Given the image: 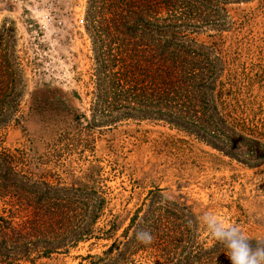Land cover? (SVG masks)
<instances>
[{
	"label": "trees",
	"instance_id": "16d2710c",
	"mask_svg": "<svg viewBox=\"0 0 264 264\" xmlns=\"http://www.w3.org/2000/svg\"><path fill=\"white\" fill-rule=\"evenodd\" d=\"M249 1L87 0L90 116L76 114L71 102H83L78 92H61L59 103L73 128L72 146L90 150L103 131L157 123L239 163L264 166V37L237 53L200 40L230 31L229 6ZM11 25L0 29V264L68 256L83 244L114 240L121 229V240L102 255H80V264H231L219 242L201 241V216L186 197L153 190L123 228L101 173L65 185L36 175L27 148L7 146L8 131L23 121L27 90ZM138 229L151 230L154 242L138 243Z\"/></svg>",
	"mask_w": 264,
	"mask_h": 264
},
{
	"label": "rangeland",
	"instance_id": "374dc122",
	"mask_svg": "<svg viewBox=\"0 0 264 264\" xmlns=\"http://www.w3.org/2000/svg\"><path fill=\"white\" fill-rule=\"evenodd\" d=\"M86 9L87 0H0V29L4 23L15 25L27 76L23 121L8 131L7 146L27 148L36 175L65 185L101 173L111 192L110 210L123 228L149 193L162 189L173 199H189L200 216L211 213L239 224L248 239L264 240V166L239 163L157 123H128L103 131L90 150L72 146L68 139L73 128L59 103L61 92L71 98L78 92L83 102H71L76 114L90 116L92 97L87 92L92 89L85 83L92 68V43L85 28ZM229 11L234 22L230 31L218 39L215 33L201 35V41H218L237 53L252 39L264 37V0L232 4ZM203 226L201 241L211 246L216 241ZM122 234L123 229L112 241L83 244L68 256L39 264H80V255H102Z\"/></svg>",
	"mask_w": 264,
	"mask_h": 264
},
{
	"label": "clouds",
	"instance_id": "9594fccd",
	"mask_svg": "<svg viewBox=\"0 0 264 264\" xmlns=\"http://www.w3.org/2000/svg\"><path fill=\"white\" fill-rule=\"evenodd\" d=\"M199 222L206 226L211 237L226 250L231 264H264V241H258L253 246L239 224L226 223L211 213H205ZM191 223L189 221V225ZM135 239L140 244L151 245L155 237L149 229H138Z\"/></svg>",
	"mask_w": 264,
	"mask_h": 264
}]
</instances>
